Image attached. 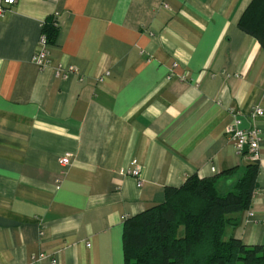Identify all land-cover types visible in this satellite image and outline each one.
<instances>
[{"label":"crops","instance_id":"0c3cea01","mask_svg":"<svg viewBox=\"0 0 264 264\" xmlns=\"http://www.w3.org/2000/svg\"><path fill=\"white\" fill-rule=\"evenodd\" d=\"M252 1L0 0V264H125L126 220L166 188L218 176L227 191L244 173L237 117L259 131L260 169L227 237L264 246V50L239 27Z\"/></svg>","mask_w":264,"mask_h":264},{"label":"trees","instance_id":"16d2710c","mask_svg":"<svg viewBox=\"0 0 264 264\" xmlns=\"http://www.w3.org/2000/svg\"><path fill=\"white\" fill-rule=\"evenodd\" d=\"M239 27L264 50V0L251 2ZM58 34V21H47L51 45ZM259 169V161L251 162L227 191L218 176L193 175L179 188H166L163 203L126 220L125 264H264V246L227 237L253 203Z\"/></svg>","mask_w":264,"mask_h":264},{"label":"built area","instance_id":"2783aa9c","mask_svg":"<svg viewBox=\"0 0 264 264\" xmlns=\"http://www.w3.org/2000/svg\"><path fill=\"white\" fill-rule=\"evenodd\" d=\"M17 2V0H4V4L7 6H12ZM4 7L1 6L0 12H4ZM50 52V43L46 35H42L40 46L38 52L35 54L33 60L41 68L46 66L49 63L48 56ZM74 68L70 69V72H75ZM254 116H263L264 112L260 108H255L253 112ZM227 134L235 142V146L238 154H244L245 147L248 146V154L251 156L252 162L259 161V146L261 138L259 137V131L256 129L253 130H244L240 128V120L237 117L236 123L230 126L227 130ZM69 160L64 158L61 160V164L67 165ZM133 175L140 178L139 169H135Z\"/></svg>","mask_w":264,"mask_h":264},{"label":"water","instance_id":"95a60500","mask_svg":"<svg viewBox=\"0 0 264 264\" xmlns=\"http://www.w3.org/2000/svg\"><path fill=\"white\" fill-rule=\"evenodd\" d=\"M247 152H248V146L245 147V153H247Z\"/></svg>","mask_w":264,"mask_h":264},{"label":"rangeland","instance_id":"374dc122","mask_svg":"<svg viewBox=\"0 0 264 264\" xmlns=\"http://www.w3.org/2000/svg\"><path fill=\"white\" fill-rule=\"evenodd\" d=\"M222 190H223V191H225V189H224V188H223Z\"/></svg>","mask_w":264,"mask_h":264}]
</instances>
